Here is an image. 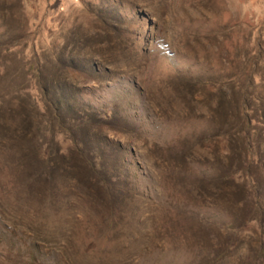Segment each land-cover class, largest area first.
Here are the masks:
<instances>
[{
	"label": "rangeland",
	"instance_id": "obj_1",
	"mask_svg": "<svg viewBox=\"0 0 264 264\" xmlns=\"http://www.w3.org/2000/svg\"><path fill=\"white\" fill-rule=\"evenodd\" d=\"M1 92L0 264H264V0H0Z\"/></svg>",
	"mask_w": 264,
	"mask_h": 264
},
{
	"label": "trees",
	"instance_id": "obj_2",
	"mask_svg": "<svg viewBox=\"0 0 264 264\" xmlns=\"http://www.w3.org/2000/svg\"><path fill=\"white\" fill-rule=\"evenodd\" d=\"M29 86L27 85H19L17 87H12L11 92L14 93V95H28L30 99V111H32V114L34 116V113L37 111H48L50 105L52 106L53 103L51 101L45 102H39L38 100L35 99L30 93H29ZM9 93L1 92L0 93V109H2L4 103H6V98H8ZM76 127L84 125L87 123V119L85 116L79 117L78 119H73ZM37 124L32 121V126L35 127ZM32 153H28V161H24L23 165L26 164V167H28L29 177L34 178V179H47V171L49 169L50 161L46 159L44 156V149L43 147L40 149L37 146L33 147V150L31 151ZM24 155V154H23ZM87 168L93 173L98 171L99 164L97 161H88ZM98 185L104 183L102 187L106 189V191H111L112 190V185L108 184L109 180L98 178Z\"/></svg>",
	"mask_w": 264,
	"mask_h": 264
}]
</instances>
